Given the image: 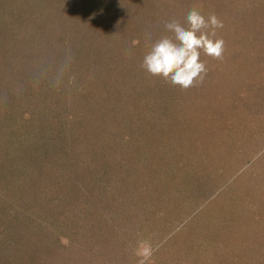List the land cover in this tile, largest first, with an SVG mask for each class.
Listing matches in <instances>:
<instances>
[{"label": "rangeland", "instance_id": "374dc122", "mask_svg": "<svg viewBox=\"0 0 264 264\" xmlns=\"http://www.w3.org/2000/svg\"><path fill=\"white\" fill-rule=\"evenodd\" d=\"M115 1L110 5L111 16L123 21L119 27L125 38L129 39L118 51V60L122 58L120 71L124 72V77L125 74L142 77L143 72L148 77L150 74L146 70L141 67L143 72L139 73L136 63L128 65L126 60L136 59L139 62L141 58L143 62L151 43L164 35H171L164 25L170 21L176 6L167 9L168 6L163 3L160 6L155 0ZM218 1L222 4L217 6L215 15L224 26L216 30V38L225 41V51L222 59L201 54V60L206 63L208 70L203 83L188 90L171 83L168 86L161 84L160 89L154 92V85L147 83L150 81L144 82L142 79L139 82L137 79L138 82H132L133 86H137L135 96L139 99L140 107L137 110L140 112L136 116L130 111L134 116L125 119L122 131L127 137H135L134 145L139 144L137 148L141 152L142 162L140 164L134 157L131 158L135 160L133 164L144 171L149 166V171L146 177H139V181L133 185L135 189H142L141 196L133 195V204L123 205V213L118 209H110L119 212L118 218L122 217L124 222H113L115 224L111 226V217H106L98 225L94 221L89 226V218L77 215L81 219L79 225L82 230L76 232V242L71 248L73 255L68 254L65 249L71 239L63 234L61 222L71 216L67 210L70 202L64 205L62 188L80 185L84 180V171L79 168L76 177V169L70 163L60 164L59 159L50 155L51 149L47 150V155L41 149L37 152V148L26 145L24 150L31 160L25 161L22 157L25 153L20 151V155L16 144L11 147L13 154L6 155L7 162L14 165L13 169L7 167L6 173L15 171L8 180L10 184H24L21 177L25 167L34 176L41 172V167L50 174L44 184L47 183L56 192L51 195L55 205L51 206L55 210L50 218L58 231L52 230L50 235L47 234L49 249H46L45 254L44 249L36 252V260L43 256V264H47V261L49 264H63L60 259L64 255L69 260H82L67 264H137L139 257L135 254L136 249L141 241H148L154 249L150 264H264V10L260 5L253 9V1L264 4V0H246L240 2L237 9L231 7L230 0ZM133 41H138L135 49L132 48ZM128 56L135 58L128 59ZM39 59L44 65H50L48 57ZM64 63L61 64L63 70ZM123 65H128L129 69L126 70L132 72L126 73ZM63 74L65 78L69 68L67 74L59 71L53 80L61 81ZM16 85L20 87V84ZM19 90L11 89V93L15 96ZM65 90L68 99L71 90ZM46 91L41 90L43 96ZM112 93H116V90L112 89ZM24 94L20 90L17 95L14 109L17 115L14 118L25 121V130L28 131L33 117L27 109ZM119 94L117 90V96ZM148 94L157 95L156 101L148 102ZM39 100L42 104L37 110L46 114L44 107L48 106L44 104L43 97ZM23 102L27 103L26 110L23 108L24 113L19 110ZM66 108H70L69 102L63 110ZM27 136L31 137L32 134ZM166 138H170L168 143H172L173 149L177 147L179 150L170 152L153 149L151 144L156 148L157 143ZM47 140L48 137L41 138V144ZM60 145L62 150H69L66 141H61ZM42 152L45 161L38 159ZM119 153L115 151L113 155L118 156ZM186 158H189L190 168L185 166ZM78 166L83 168L84 164L80 162ZM0 168L3 170V165L0 164ZM70 171L75 172V179L67 180L64 172L68 175ZM114 174L116 177L113 179L120 178L117 177L120 175ZM77 178L79 182L74 187ZM63 179L69 183L65 184ZM129 179V182L133 179L131 173ZM30 181H35L29 187L31 191L41 196L39 200L46 201L47 193L39 188V180ZM146 188L148 190H144ZM149 190L155 193L157 200L149 199L150 192H146ZM137 198H142V201L137 202ZM75 199L76 202L82 201L81 197H72L71 202ZM132 208L135 210L131 212ZM65 215H68L67 218ZM108 223L110 229L107 235L103 224L107 226ZM52 234L59 238L56 239L57 246L49 243ZM36 238L38 240L28 241L31 247L43 242V238ZM24 254L27 260H31L30 250ZM86 257L89 260L85 262Z\"/></svg>", "mask_w": 264, "mask_h": 264}, {"label": "trees", "instance_id": "16d2710c", "mask_svg": "<svg viewBox=\"0 0 264 264\" xmlns=\"http://www.w3.org/2000/svg\"><path fill=\"white\" fill-rule=\"evenodd\" d=\"M155 1L159 3L158 5L163 3L164 6H168L167 9L176 6L170 21L178 20L182 24L185 23V18L191 9L196 8L207 17L215 14L217 6L222 4L218 0ZM230 1L231 7L237 9L236 6L246 0ZM113 2L116 1L0 0V162L2 160L0 164L3 165V170L0 168V264H43V256L42 259L36 260L35 253L44 249L45 254L46 249H49V244H46L47 234L50 235L52 230L58 231L56 226L52 225L50 218L55 210L51 206L53 204L51 195H55L56 192L47 183L44 184V180H48L50 174L45 173L44 168L40 167L38 169L41 172L34 176L29 173L28 167H25L21 177L24 184L13 186L8 181L15 171L6 173L7 167L11 169L14 167L7 162L6 155L13 154L10 150L14 144L17 145L16 150L20 155V151L25 153L24 156L22 155L25 161L31 160L24 150L26 145H30L33 149L37 148V152L40 149L43 152L51 149L50 155L59 159L60 164L70 163L72 168L76 169V177L79 168L87 175H83L84 180L80 185H77L79 182L77 178L74 183V187L77 185L76 188L70 186L62 188L64 205L70 202L67 204V210L69 209L68 215L71 216L65 222L61 220L63 234L71 239L70 245L65 249L70 255H73L71 248L76 242V232L82 230V226L79 225L81 219L77 218V215L80 218L83 216L89 218V223L84 220L89 226L94 221L98 225V222H103L104 218L111 217L112 226L113 222L116 224L121 220L124 222L122 217L118 218L119 212H124L123 205L133 204V195L134 197L142 195L140 194L142 189H135L133 185L139 181V177H146L149 166L144 171L141 168L137 169L133 164L135 160L131 158L134 157L140 164L142 162L141 152L137 148L139 144L134 145L135 137H127L122 131L125 119L134 116L131 113L136 115L140 112L137 110L140 107L139 99L135 96L137 86H133L132 82H138L137 79L139 82L142 79L144 82L150 81L147 83L154 85L152 88L154 92L160 89L161 84L168 86L170 83L151 75L145 77L141 68V58L137 62L133 59L135 57L129 56L128 59L133 61L126 60V62L128 65L136 63L139 73L143 72V78L131 77L135 75L130 74L123 76L124 72L120 71L122 58L118 60L117 56L118 51L129 39L125 38L119 27L123 21L111 16L110 5ZM258 5L264 10L261 1L260 3L253 1V9ZM143 30L147 36L146 28ZM132 48L135 49L136 46L132 45ZM44 56L50 59L49 66L44 65L39 59ZM63 62H65L64 70L61 68ZM128 65H123V70L131 73L132 71L126 70L129 69ZM68 68L69 74L65 78L63 74L61 81L53 80V76L59 71H65L67 74ZM16 84H20V87L18 88ZM66 88L71 90L68 99ZM11 89H20L25 93L24 101L28 103L27 109L31 112V118L33 117L28 131L25 130L27 124L25 121H17L14 118L17 115L14 109L20 90L14 96ZM112 89H115L116 93H112ZM41 90H47L44 96ZM155 94L147 95L148 102L156 101ZM40 97H43L44 104L48 106H41L48 114L37 110L42 104V101L39 102ZM14 100L15 103H12ZM25 102L21 103L22 107L19 109L22 113L25 112L24 109L26 110ZM68 102L70 108L64 111L63 107ZM130 104L133 107H129ZM195 123L206 127L200 122ZM29 134L32 136H27ZM45 137H48V140L41 144V138ZM169 139L158 142L156 148L154 144L151 146L154 150L178 151L179 148L173 149L172 143H168ZM61 141L68 143L69 150H62ZM133 147L138 150L134 151ZM115 151L120 152L118 156H114ZM43 152L39 154L38 159L45 161ZM188 159L185 160V166L190 168ZM80 162L84 164L83 168L78 166ZM85 166H88L86 170ZM114 172L120 175L117 176L120 177L119 179H113L116 177ZM130 173L133 175L131 182H129ZM64 175L67 180L75 179L73 171L68 172V175L64 172ZM36 179L39 180L38 186L41 191L47 193V202L39 200L41 196L29 188L35 182L30 180ZM121 180L122 185L119 188ZM63 182L69 183L64 179ZM146 192L148 194L150 192L149 199L157 200L154 196L159 192V188L155 193L152 190ZM72 197H81L82 201L76 202L75 199L71 202ZM136 201L140 202L142 198H137ZM41 203L43 206H40ZM111 208L118 209L119 212L110 211ZM133 210L135 209H130L131 212ZM67 216L65 215V218ZM103 227L106 231L110 229L109 223L107 226L103 224ZM112 232L115 233V230L112 229ZM108 233L107 231V235ZM37 236L43 238V242L38 243V248L35 245L31 247L28 241L38 240ZM56 239H59L57 235L52 234V242H49L51 246H57ZM27 250L32 254L31 260L25 258L24 253ZM61 256L60 260L63 264L82 262L80 259L69 260L64 255ZM76 256L79 258L78 252ZM88 260L89 257L84 259L85 262Z\"/></svg>", "mask_w": 264, "mask_h": 264}, {"label": "clouds", "instance_id": "9594fccd", "mask_svg": "<svg viewBox=\"0 0 264 264\" xmlns=\"http://www.w3.org/2000/svg\"><path fill=\"white\" fill-rule=\"evenodd\" d=\"M223 26L215 14L205 17L193 8L184 24L178 20L165 23L164 28L171 35H164L151 43L141 67L151 76L162 78L183 90L203 83L208 70L201 54L222 59L225 41L216 38V30ZM137 43L133 41V45ZM135 254L139 257L137 264H150L154 249L150 242L141 241Z\"/></svg>", "mask_w": 264, "mask_h": 264}]
</instances>
